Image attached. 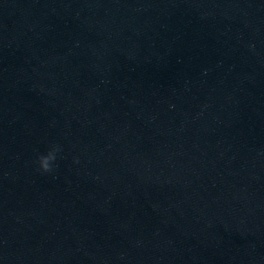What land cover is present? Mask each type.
<instances>
[{
    "label": "clouds",
    "instance_id": "9594fccd",
    "mask_svg": "<svg viewBox=\"0 0 264 264\" xmlns=\"http://www.w3.org/2000/svg\"><path fill=\"white\" fill-rule=\"evenodd\" d=\"M62 152V146L53 143L49 146L46 153L38 154L34 160L36 165V171L41 174H51L54 173L58 167L56 161L58 159L59 153ZM74 163H78V159H74Z\"/></svg>",
    "mask_w": 264,
    "mask_h": 264
}]
</instances>
